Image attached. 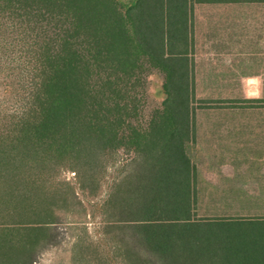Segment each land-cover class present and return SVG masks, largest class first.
Masks as SVG:
<instances>
[{"label": "trees", "instance_id": "16d2710c", "mask_svg": "<svg viewBox=\"0 0 264 264\" xmlns=\"http://www.w3.org/2000/svg\"><path fill=\"white\" fill-rule=\"evenodd\" d=\"M193 1L252 0H0V264H33L54 241L46 176L95 180L122 147L132 169L103 206L138 264H264V214L222 208L260 197L199 211ZM152 69L165 97L131 122L124 82Z\"/></svg>", "mask_w": 264, "mask_h": 264}, {"label": "rangeland", "instance_id": "374dc122", "mask_svg": "<svg viewBox=\"0 0 264 264\" xmlns=\"http://www.w3.org/2000/svg\"><path fill=\"white\" fill-rule=\"evenodd\" d=\"M192 3L196 147L203 187L199 211L220 212L217 201L248 194L260 197L259 202L243 197V203L222 208L264 214V0ZM1 79L2 72L0 96ZM131 79L124 82V101L131 107L138 102L140 109L138 117L135 112L127 116L146 125L165 97V75L152 69L141 80ZM131 169L130 155L122 147L104 158L95 180L70 168L46 176L39 186L55 194L47 199L57 216L51 225L55 239L41 241L33 264H138L122 242L121 231L107 225L103 206L116 181Z\"/></svg>", "mask_w": 264, "mask_h": 264}, {"label": "crops", "instance_id": "0c3cea01", "mask_svg": "<svg viewBox=\"0 0 264 264\" xmlns=\"http://www.w3.org/2000/svg\"><path fill=\"white\" fill-rule=\"evenodd\" d=\"M238 2H241V1H238ZM237 143V142H236Z\"/></svg>", "mask_w": 264, "mask_h": 264}]
</instances>
